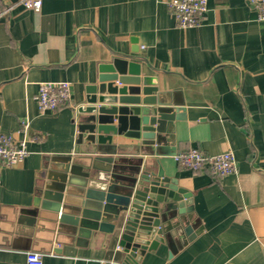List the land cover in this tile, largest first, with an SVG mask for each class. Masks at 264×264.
I'll return each instance as SVG.
<instances>
[{
    "label": "crops",
    "instance_id": "0c3cea01",
    "mask_svg": "<svg viewBox=\"0 0 264 264\" xmlns=\"http://www.w3.org/2000/svg\"><path fill=\"white\" fill-rule=\"evenodd\" d=\"M16 1L0 0V10ZM115 56L184 107L153 156L111 155L157 159L191 193L192 208L169 210L165 242L137 264H264V21L247 0H208L203 21L189 27H179L161 0H45L39 12L18 3L0 16V132L28 149L21 162L0 166V264H26L31 250L45 264H123L115 233L80 232L41 196L52 160L78 155L77 107ZM46 81L69 83L71 94L40 111L36 95ZM139 141L112 134L111 142ZM191 147L231 151L236 171L181 166L173 155ZM64 197L70 215L81 197Z\"/></svg>",
    "mask_w": 264,
    "mask_h": 264
},
{
    "label": "water",
    "instance_id": "95a60500",
    "mask_svg": "<svg viewBox=\"0 0 264 264\" xmlns=\"http://www.w3.org/2000/svg\"><path fill=\"white\" fill-rule=\"evenodd\" d=\"M99 71L95 83L86 87V101L77 107L78 155L52 160L41 196L59 212L60 221L67 218L80 232L115 233L123 264H137L146 250L165 242L163 217L169 210L183 213L192 208L191 193L165 176L157 159L138 157L132 162L111 155L153 156L154 144L171 135L172 122L184 107L170 104V93L159 92L155 78L142 75L127 58L115 56ZM112 134L140 141L113 145ZM95 153L102 155H86ZM65 192L81 197L70 205V215L61 209Z\"/></svg>",
    "mask_w": 264,
    "mask_h": 264
},
{
    "label": "built area",
    "instance_id": "2783aa9c",
    "mask_svg": "<svg viewBox=\"0 0 264 264\" xmlns=\"http://www.w3.org/2000/svg\"><path fill=\"white\" fill-rule=\"evenodd\" d=\"M45 0H18L5 5L0 16L8 13L16 4L35 12L41 10ZM167 10L174 16L179 27L199 25L208 11V0H161ZM256 11L258 20L264 21V0H247ZM70 85L67 82H41L36 95L40 111L55 110L70 97ZM27 122H20V129L27 128ZM28 154L26 141L17 138L13 132H0V166H13L21 162ZM174 160L183 167L193 171L206 170L215 176H222L236 171V161L231 151L215 155L206 154L198 148L191 147L173 155ZM26 264H45L42 254L38 251H27Z\"/></svg>",
    "mask_w": 264,
    "mask_h": 264
}]
</instances>
